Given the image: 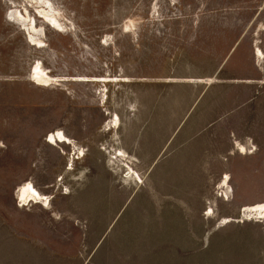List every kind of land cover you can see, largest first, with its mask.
<instances>
[{"label":"rangeland","instance_id":"1","mask_svg":"<svg viewBox=\"0 0 264 264\" xmlns=\"http://www.w3.org/2000/svg\"><path fill=\"white\" fill-rule=\"evenodd\" d=\"M48 1L61 29L32 0H0V264H264V216L242 215L264 203V60L236 45L264 49V0ZM25 9L43 47L9 18ZM37 64L48 87L31 79ZM94 78L112 81H81ZM57 131L74 145L47 143ZM29 182L49 208L17 201ZM143 213L213 221L183 235L198 253H92L110 224L94 215ZM222 218L247 223L217 237Z\"/></svg>","mask_w":264,"mask_h":264},{"label":"crops","instance_id":"2","mask_svg":"<svg viewBox=\"0 0 264 264\" xmlns=\"http://www.w3.org/2000/svg\"><path fill=\"white\" fill-rule=\"evenodd\" d=\"M250 41V46L252 47L254 60L257 61L262 60V58L258 57L257 49H260L264 53V49L260 47V39H243V37L237 41L236 45H243L244 42ZM241 82V81H239ZM244 83H252L253 80H243ZM215 84H223L219 81ZM222 86H219V88ZM220 90H217V93H220ZM214 94V93H213ZM213 97V95H211ZM214 99H218L217 97H213ZM220 110V109H219ZM221 111V110H220ZM229 143V142H228ZM230 147V146H229ZM161 168V167H159ZM176 172L181 173L182 168L177 169ZM176 172H174L176 176ZM152 173V171H151ZM174 180H177L174 177ZM181 181V179H180ZM93 221L96 222H107L110 221V224L107 228H104L103 236H99V240L94 243L93 254H97L98 249L102 247L106 248H116L119 254H150L153 253L156 249H159L160 253L164 254H182V253H198V242L192 241L190 239H183V235H191L197 233L198 226L193 225V222H201L208 223L213 220L209 219L205 214L202 215H182L176 213H143V214H119V215H109L107 217H102L98 215H94ZM222 218L218 221L216 225L212 227V230L209 231L211 234H215L217 237L220 235L230 231V229L240 231L244 230L246 223H239L235 220V222H230L227 224L220 223ZM74 222L81 221L80 219L73 220ZM183 222L185 223L183 225ZM254 222H249L250 225H254ZM243 224V225H241ZM207 230V227L205 228ZM261 231V230H260ZM259 233H263L262 231ZM83 235V234H82ZM243 242L235 241L233 245L235 246H245V241L247 240L245 237L242 238ZM214 240V239H213ZM250 241V245L256 246L261 243V241L253 239H248ZM217 242L224 241L218 238ZM216 242V243H217ZM252 242V243H251ZM207 244V243H206ZM205 247V245H204ZM251 247V248H252ZM164 248L163 250H160ZM123 257V256H122ZM125 259H129L128 257H123ZM127 262V261H126ZM89 263V259L85 262V264ZM143 264H150V257L142 262ZM164 264H171L169 262H165ZM175 264V263H172Z\"/></svg>","mask_w":264,"mask_h":264},{"label":"bare ground","instance_id":"3","mask_svg":"<svg viewBox=\"0 0 264 264\" xmlns=\"http://www.w3.org/2000/svg\"><path fill=\"white\" fill-rule=\"evenodd\" d=\"M35 3V6H41L42 11L39 12V14L45 19V21L49 24V26L57 29H61V25L59 24L57 18L51 14V5L48 0H32ZM29 2V1H28ZM31 7V6H30ZM48 8V10L46 9ZM9 18L14 21L15 23L19 24L24 30H26L30 36V41L39 47H43V44L41 41H37L32 34H35L38 32L36 21L31 18V16L28 14L27 9H25V14L21 11H14L11 12L9 15ZM42 35V34H41ZM257 55L258 57L262 58L264 60V53L257 49ZM31 79L34 82L35 85L40 87H48L50 84H52V81L55 79L49 75V73L40 65L37 64L35 68L32 70L31 73ZM74 81V80H73ZM77 81V80H76ZM81 81H92V82H111V79H105V78H94V79H82ZM116 120H113L110 124H108L109 128L117 127L119 125L120 119L118 115L115 116ZM47 143L50 145H54L58 147L59 145H74V142L69 139L62 131H57L56 133H52L48 136V139L46 140ZM239 150L243 152V154H247V150L243 146H239ZM117 158H123L127 159L128 156L126 153L122 150H119L116 154ZM85 152L84 150H80L77 154L76 160H80L81 158H84ZM129 167V166H128ZM72 168V167H71ZM129 178H132L131 180H134L137 184H142L143 180L140 177V175L135 172L131 167H129V173L127 174ZM133 175V176H131ZM230 180L231 176L226 175L225 179H222V183L220 185V188L224 190L226 199H229V195H232L233 190L230 186ZM17 201H19L20 204H23L22 206H25L27 203H34L41 205L44 208H49L51 205V197L44 195L43 193L39 192L35 186L29 182L25 183L23 186L19 187V190L17 191L16 195ZM245 210L243 209L242 215L244 218L246 217H252V215H260L264 216V203L255 204L252 206H245ZM246 212V216L244 213ZM211 214L214 215V212L210 210ZM210 215V214H209ZM248 219V218H247ZM230 222H235L233 219H223L221 223L227 224Z\"/></svg>","mask_w":264,"mask_h":264}]
</instances>
